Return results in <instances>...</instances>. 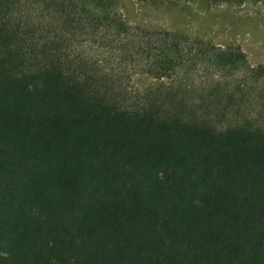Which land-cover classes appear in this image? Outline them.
<instances>
[{
	"label": "trees",
	"instance_id": "16d2710c",
	"mask_svg": "<svg viewBox=\"0 0 264 264\" xmlns=\"http://www.w3.org/2000/svg\"><path fill=\"white\" fill-rule=\"evenodd\" d=\"M121 1L0 0V264H264V97Z\"/></svg>",
	"mask_w": 264,
	"mask_h": 264
},
{
	"label": "rangeland",
	"instance_id": "374dc122",
	"mask_svg": "<svg viewBox=\"0 0 264 264\" xmlns=\"http://www.w3.org/2000/svg\"><path fill=\"white\" fill-rule=\"evenodd\" d=\"M120 10L135 25L189 34L215 47L232 48L227 53L241 61L239 71H216L199 63L197 70L189 68V75L184 74L196 82L199 92L220 88L229 93H251L256 100L264 97V0H221L215 4L200 0H122ZM248 78L259 80L253 84ZM220 79L225 84L215 86L214 81ZM125 82L133 89L156 83L145 75L127 78ZM256 100L244 103L254 114Z\"/></svg>",
	"mask_w": 264,
	"mask_h": 264
},
{
	"label": "clouds",
	"instance_id": "9594fccd",
	"mask_svg": "<svg viewBox=\"0 0 264 264\" xmlns=\"http://www.w3.org/2000/svg\"><path fill=\"white\" fill-rule=\"evenodd\" d=\"M5 255H6V253H5Z\"/></svg>",
	"mask_w": 264,
	"mask_h": 264
}]
</instances>
